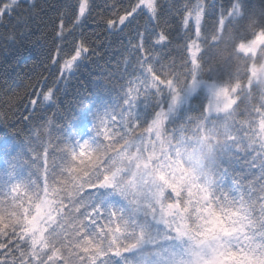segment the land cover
Returning a JSON list of instances; mask_svg holds the SVG:
<instances>
[{"label": "snow or ice", "instance_id": "obj_1", "mask_svg": "<svg viewBox=\"0 0 264 264\" xmlns=\"http://www.w3.org/2000/svg\"><path fill=\"white\" fill-rule=\"evenodd\" d=\"M43 11L0 0V40ZM55 11L40 87L0 82V126L27 129L0 144V264H264V0ZM97 29L120 58L65 103Z\"/></svg>", "mask_w": 264, "mask_h": 264}, {"label": "trees", "instance_id": "obj_2", "mask_svg": "<svg viewBox=\"0 0 264 264\" xmlns=\"http://www.w3.org/2000/svg\"><path fill=\"white\" fill-rule=\"evenodd\" d=\"M36 2L44 11L40 12L39 15H36L29 22V28L34 35L22 44L18 43L11 46L5 45L0 40V82H2L3 75L6 72L10 77L9 83L13 87L18 86L22 97L24 96L26 85H34L39 88L40 84L38 80H42L44 76L48 75L45 71L48 64L46 58L49 50L52 48V31L56 16L55 9L60 6L62 0H36ZM97 2L99 3L101 0H97ZM218 3L226 4L227 0H218ZM141 23H143V20ZM3 31L0 28V33ZM96 31L101 33L97 42H103L104 47L98 49L103 58L94 60L89 70L84 71L83 76L72 80L68 89L69 94L64 98L65 103L73 100L77 94L86 95L91 90L90 80L103 72L109 63L114 64L115 60L120 58L122 44L126 43V40H122L121 36H111L103 33L102 29H97ZM89 38L92 40L97 39L96 37H91L90 33ZM89 71L91 72V76H89ZM31 90V87L27 88V91L30 92ZM54 111L55 109H49L43 114L47 117H52ZM40 114L37 113V115ZM16 119V117H12L13 121ZM16 132H19V137L13 136V133ZM26 136L27 129L23 124H14L7 128L0 126V144Z\"/></svg>", "mask_w": 264, "mask_h": 264}]
</instances>
